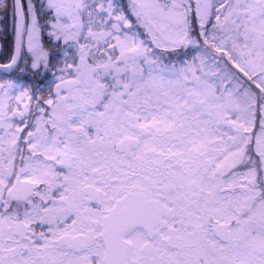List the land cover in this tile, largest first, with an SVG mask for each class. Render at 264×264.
Returning <instances> with one entry per match:
<instances>
[{
  "label": "snow or ice",
  "instance_id": "6c2138e0",
  "mask_svg": "<svg viewBox=\"0 0 264 264\" xmlns=\"http://www.w3.org/2000/svg\"><path fill=\"white\" fill-rule=\"evenodd\" d=\"M0 264H264V0H0Z\"/></svg>",
  "mask_w": 264,
  "mask_h": 264
}]
</instances>
